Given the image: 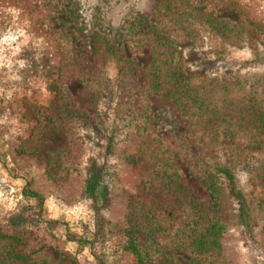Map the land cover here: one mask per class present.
Returning a JSON list of instances; mask_svg holds the SVG:
<instances>
[{
  "label": "rangeland",
  "instance_id": "rangeland-1",
  "mask_svg": "<svg viewBox=\"0 0 264 264\" xmlns=\"http://www.w3.org/2000/svg\"><path fill=\"white\" fill-rule=\"evenodd\" d=\"M130 236L264 264V0H0V264H140Z\"/></svg>",
  "mask_w": 264,
  "mask_h": 264
},
{
  "label": "trees",
  "instance_id": "trees-1",
  "mask_svg": "<svg viewBox=\"0 0 264 264\" xmlns=\"http://www.w3.org/2000/svg\"><path fill=\"white\" fill-rule=\"evenodd\" d=\"M154 78V84H158V81L161 76L156 73ZM217 170L224 174L228 180H230V187H231V193L233 196H235L238 199L239 202V217L242 221L246 220L248 217L247 214V205L246 201L244 199V195L235 185L234 177L231 173V170L228 167H218ZM216 176V175H215ZM103 174L101 170H99L91 179V181L88 184V192L90 194L91 199L94 202V206L96 207V210L99 211L101 208H106L109 204V186L107 183L103 182ZM210 187L212 189V192L214 195H218L220 191H218L217 184L215 182H212L210 184ZM32 195H39L36 192H30ZM216 225L212 224L210 227H208L205 231L195 238H193V246L199 250V251H208L212 247H216L218 243V232L215 231ZM124 248L129 251L130 253L134 254L136 258L138 259V262L140 264L144 263L149 253L141 248L136 240L135 236H130L129 240L126 242Z\"/></svg>",
  "mask_w": 264,
  "mask_h": 264
}]
</instances>
